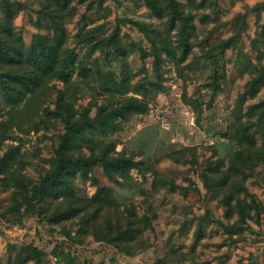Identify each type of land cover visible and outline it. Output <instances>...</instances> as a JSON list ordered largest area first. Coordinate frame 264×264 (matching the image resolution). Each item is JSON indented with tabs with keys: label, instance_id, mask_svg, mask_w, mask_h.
I'll return each instance as SVG.
<instances>
[{
	"label": "rangeland",
	"instance_id": "rangeland-1",
	"mask_svg": "<svg viewBox=\"0 0 264 264\" xmlns=\"http://www.w3.org/2000/svg\"><path fill=\"white\" fill-rule=\"evenodd\" d=\"M180 1L192 11L196 24L187 58L178 51L177 30L169 31L167 19L156 18L143 0H72L73 14L65 23L67 44L84 62L93 63L97 58L103 70L111 68L121 75L122 60H113L112 56L107 59L101 49L92 51L93 44L118 28L117 41L137 46L127 56L131 68L127 85L115 94L98 93L95 83L81 78L77 70L68 85L51 79L37 92L15 93L12 99L0 87V121L7 120L11 110L16 111L9 126L2 128L6 140L0 154L7 151L16 158V167L35 180L56 159L58 135L64 131V123L46 110L56 107L59 89L77 108L89 106L91 115L98 106L109 105L111 97L115 102L134 97L148 103L145 113L130 115L115 133L86 130L73 145L76 153L82 149L89 154L90 141L113 140L117 152L137 161L138 166L133 168H115L117 179H112L101 165L87 175L78 170L74 184L77 195L88 197L98 186L111 188L113 204L122 212L131 206L141 217L152 209L156 216L144 231L143 245L127 252L94 234L78 235L77 219L57 224L34 215L26 216L20 224L0 216V264H15L19 249L28 245L42 250L40 264H163L160 261L166 259V264H264V213L260 223L249 219L250 229L235 235L238 240L234 243L222 245L227 234L213 220L204 225L208 226L206 236L196 245L192 258L181 261L177 254H170L172 249L192 252L200 218L207 212L216 220L228 222L224 206L204 186L202 172L218 158L225 167L228 165L238 150L237 133L241 129L236 123L248 121V106L264 98V77L255 97H242L247 84L257 76L252 66L264 65V7L247 13L249 7L264 0ZM7 6L14 12L13 36L19 44L29 47L37 32L54 35L53 30L36 25L41 9L38 0H0V17ZM239 14H246L245 30L235 45L214 61L209 55L213 46L239 30L243 19L236 18ZM136 22L162 33L160 38L155 33L163 58L159 75L154 56L142 57L140 46L151 54L152 43ZM86 38L94 42L87 44ZM166 40L171 42L170 49H176L175 55L166 52L168 48L162 43ZM214 72L218 74V90ZM157 88L160 90L156 93ZM256 124L251 133L264 147V120ZM247 173L246 184L264 205V161ZM10 192L0 182V205L8 203ZM123 213L126 216L128 212ZM23 264L38 263L31 260Z\"/></svg>",
	"mask_w": 264,
	"mask_h": 264
},
{
	"label": "trees",
	"instance_id": "trees-1",
	"mask_svg": "<svg viewBox=\"0 0 264 264\" xmlns=\"http://www.w3.org/2000/svg\"><path fill=\"white\" fill-rule=\"evenodd\" d=\"M38 1L41 3V9L36 25L38 28L46 27L53 30L54 35L51 37L49 34L37 32L29 47L19 44L13 36L14 12L12 8L7 6L3 17H0V87L9 99L14 98L15 93L37 92L51 79L60 80L68 85L76 70L81 78L95 83V91L98 93L101 91L115 94L127 85L131 71L127 56L137 46L134 44L128 46L117 41L118 28L111 35L97 40L91 50L101 49L107 59H109L108 56H112L113 60L120 58L122 60L121 75H117L111 68L103 70L97 58L93 63L84 62V59L79 58L76 49L68 46L69 38L65 23L73 14L72 0ZM143 1L156 18L167 19L165 25L168 23L169 31L177 30L178 51L183 58H187L191 53L190 40L196 29L192 11L186 10L180 0ZM205 1L202 0V3ZM262 7H264V2L249 7L247 13L258 12ZM236 18H243L238 27L239 30L231 37L222 39L213 46L209 55L215 59L214 61H217V55H222L227 49L233 47L245 30L246 14H239ZM136 25L152 43L151 54H148L140 46L142 57L154 56L156 74L159 75L158 69L163 58L162 49L157 45L158 41L155 39V33L157 32L159 38L162 33L142 22H136ZM84 42L93 43L94 39L86 38ZM162 43L166 44L168 54L175 55L173 51L176 49L169 48L170 41L166 40ZM2 66L7 68L1 69ZM253 67L257 76L247 84L242 94L243 98L255 97L263 83L264 65ZM216 75H218L217 72H214L213 77L217 84L215 90H218L219 83L216 80L218 78ZM119 78L122 80L119 81ZM159 90L157 88L154 91L157 93ZM123 91L122 93H124ZM150 91L151 89L147 88V92ZM108 103L109 105L98 106L96 113L91 115L89 106L77 108L74 102L66 99L65 92L59 89L56 107L54 109L46 108L48 114L64 123V131L58 135V145L55 150L57 157L52 165L40 174L39 179L35 180L16 167V158L9 156L7 151L0 154V182L6 191L11 190L8 203L0 205L1 217H8V219L10 217L9 221L20 224L26 216L34 215L57 224L77 219L78 235L94 234L97 239L108 241L127 252L143 245L144 231L149 228L152 219L156 216L152 209L147 214L138 217L136 209L126 206L123 212L127 211L128 213L125 216L119 206L113 204L111 188L98 186L96 193L90 197L79 196L75 191L74 183L78 170L87 175L95 166L101 165L112 179H117L115 168L118 171L122 167L138 166L132 156H126V153L116 151V143L113 140L90 141L87 144L90 150L89 154L82 149L76 153L77 150L74 149V141L79 136H83L86 130L96 128L100 133L113 134L122 128V122L127 120L130 115L145 113L148 110L147 102L134 97L116 102L111 97ZM114 103L117 104L114 106ZM14 112L16 113L15 110H11L8 113L9 118L0 121V150L6 140L1 132L2 128L9 126L8 123L15 116ZM247 115L250 118L248 121L238 120L236 123V127L241 129L237 133L238 150L231 156L228 165L225 167L224 161L218 158L202 172L204 186L207 190L212 191L218 202L224 206V216L228 222L216 220L210 215V212L201 216V221L195 232L192 252L171 250L170 254H177V258L181 261L195 255L196 245L206 236L208 226L204 225L211 224L213 220L223 227L227 234L222 245L236 242L238 236L235 237V235L241 236L250 229L249 219L260 223L264 205L255 194L251 193L246 179L247 172L252 171L257 162L264 161V147L257 144L255 136L251 133L252 126L264 120V98L249 105ZM254 117L257 118L255 121ZM231 219H233L232 222L229 221ZM67 235L70 236L69 233ZM42 255L41 249L34 245H28L19 249L14 263L23 264L35 260L40 264ZM167 261L168 259L160 262L166 264Z\"/></svg>",
	"mask_w": 264,
	"mask_h": 264
}]
</instances>
